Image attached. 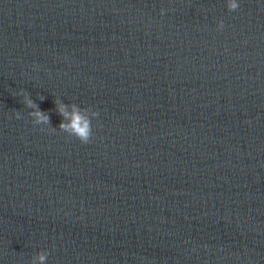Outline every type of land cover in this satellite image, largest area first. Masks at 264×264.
I'll use <instances>...</instances> for the list:
<instances>
[{
    "label": "water",
    "instance_id": "95a60500",
    "mask_svg": "<svg viewBox=\"0 0 264 264\" xmlns=\"http://www.w3.org/2000/svg\"><path fill=\"white\" fill-rule=\"evenodd\" d=\"M227 2L0 0V264H264V0Z\"/></svg>",
    "mask_w": 264,
    "mask_h": 264
},
{
    "label": "clouds",
    "instance_id": "9594fccd",
    "mask_svg": "<svg viewBox=\"0 0 264 264\" xmlns=\"http://www.w3.org/2000/svg\"><path fill=\"white\" fill-rule=\"evenodd\" d=\"M227 8L230 12L238 10L239 4L237 0H228ZM161 16L165 14L164 10L161 9ZM218 30L224 28L223 21L218 22ZM24 100L23 103L25 107L31 109L28 113L32 117V122L34 125H51L50 116L48 113L39 109V107L30 99L28 94L21 93ZM43 99V97H39ZM56 111L59 116L62 117V122L59 124L58 128L61 132L67 134L70 137H74L82 144H88L93 136L92 130V120L98 117V112L93 111L89 108H80L76 104H63L59 100L55 101ZM16 118L20 119V113L16 112ZM54 129V128H53ZM44 129H41L43 131ZM49 253L40 252L38 255L34 256L31 264H45Z\"/></svg>",
    "mask_w": 264,
    "mask_h": 264
}]
</instances>
